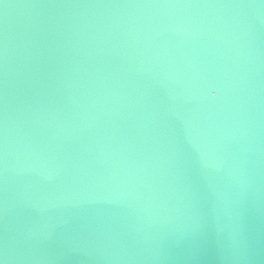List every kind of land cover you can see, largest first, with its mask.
I'll return each mask as SVG.
<instances>
[{
	"label": "water",
	"instance_id": "water-1",
	"mask_svg": "<svg viewBox=\"0 0 264 264\" xmlns=\"http://www.w3.org/2000/svg\"><path fill=\"white\" fill-rule=\"evenodd\" d=\"M0 264H264V0H0Z\"/></svg>",
	"mask_w": 264,
	"mask_h": 264
}]
</instances>
